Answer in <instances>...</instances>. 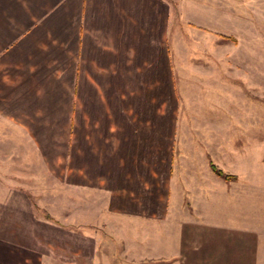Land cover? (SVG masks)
Returning a JSON list of instances; mask_svg holds the SVG:
<instances>
[{
    "label": "crops",
    "instance_id": "1",
    "mask_svg": "<svg viewBox=\"0 0 264 264\" xmlns=\"http://www.w3.org/2000/svg\"><path fill=\"white\" fill-rule=\"evenodd\" d=\"M161 8L0 0V163L48 189L92 187V231L127 264H264L256 136L162 134V86L175 108L178 94Z\"/></svg>",
    "mask_w": 264,
    "mask_h": 264
},
{
    "label": "rangeland",
    "instance_id": "2",
    "mask_svg": "<svg viewBox=\"0 0 264 264\" xmlns=\"http://www.w3.org/2000/svg\"><path fill=\"white\" fill-rule=\"evenodd\" d=\"M160 52L178 94L175 108L162 86V134L255 135L264 176V0H162ZM24 176L0 163V264H127L115 239L92 231V187Z\"/></svg>",
    "mask_w": 264,
    "mask_h": 264
},
{
    "label": "trees",
    "instance_id": "3",
    "mask_svg": "<svg viewBox=\"0 0 264 264\" xmlns=\"http://www.w3.org/2000/svg\"><path fill=\"white\" fill-rule=\"evenodd\" d=\"M211 167H212L213 171L218 176L223 177L226 180H233V179H235V176L228 175V174L224 173L223 171H221L220 169H218L214 164H211ZM44 218L49 219V220H53V218L51 216L47 215V214H44Z\"/></svg>",
    "mask_w": 264,
    "mask_h": 264
}]
</instances>
